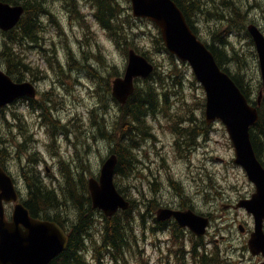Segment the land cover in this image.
Returning a JSON list of instances; mask_svg holds the SVG:
<instances>
[{"label": "rangeland", "instance_id": "1", "mask_svg": "<svg viewBox=\"0 0 264 264\" xmlns=\"http://www.w3.org/2000/svg\"><path fill=\"white\" fill-rule=\"evenodd\" d=\"M114 1L123 18L116 36L96 23L95 1L41 0L43 10L38 16L35 42L12 38L9 49L30 68L22 79L34 85L37 96L32 100L18 99L0 113V140L12 145L1 149V155L8 158L11 171L31 173L30 176L39 172L46 188L59 190L65 186L66 177L78 183L80 175L86 183L90 178L97 179L114 146L106 135L113 131L111 126L118 115V106L107 96L105 83L113 97L110 86L116 77L123 75L128 50L144 53L156 71L151 81L138 82L137 88L144 89L154 81L156 93L167 99L158 111L144 119L149 134L141 137L139 144L138 140L134 141L136 172L115 175L114 179L124 197L133 204L132 221L127 219L137 240L122 248L120 259L115 251L114 255L105 251L102 214L93 210L91 239L82 252L84 261L87 264H203L200 247L190 231L168 222L164 228L159 227L156 211L166 207L209 215L210 226L201 245L210 258L208 264H257L247 249L253 230L252 216L237 208L240 200L253 193L254 186L243 169L234 164V149L225 127L219 121L214 122L194 139V146L187 154H179L178 146L183 148L187 138L168 127L174 117L184 116L182 108L193 109L187 112L192 119L202 117L205 121L204 90L187 63L173 60L160 50L156 42L157 27L149 20L134 18L130 0ZM200 1L204 10L197 12L192 21L201 41L210 44V31L220 28L227 35L230 53L237 51L249 56L251 50L255 51L237 23L242 24L239 20L244 16V28L253 24L264 32V0ZM225 1L236 6L239 17ZM214 6L217 8L213 9ZM218 11L225 13L224 17H232V23L220 24ZM6 38L0 31V67L7 73L8 59L3 46ZM242 62L247 75L251 76L254 69L260 80L257 54L256 59L245 57ZM174 75L182 84L177 83ZM201 98L203 114L195 106ZM104 116L107 122L101 123L103 130H99L95 123ZM229 204L233 208L224 207ZM239 226L244 228L243 233ZM126 235L132 243L131 233L127 231ZM193 244L199 254L197 261L189 252Z\"/></svg>", "mask_w": 264, "mask_h": 264}, {"label": "water", "instance_id": "2", "mask_svg": "<svg viewBox=\"0 0 264 264\" xmlns=\"http://www.w3.org/2000/svg\"><path fill=\"white\" fill-rule=\"evenodd\" d=\"M132 15L153 22L160 31L167 51L192 69L196 81L205 93L204 118L209 126L220 121L234 149V164L245 172L255 187L250 199L242 200L237 208H244L253 217L254 229L247 246L251 255L264 258V167L256 157L250 139V129L258 121V107L264 91V34L253 24L247 26L258 58L261 86L257 105H251L227 73L222 71L207 46L191 30L183 12L172 0H130ZM23 7L0 2V30L8 32L19 22ZM154 66L144 56L130 50L121 77L111 83V94L124 105L135 91L134 81L146 79ZM36 88L30 82H14L0 68V108L18 98L34 99ZM117 157L111 154L101 165L98 178H90L87 188L92 209L110 218L119 210L126 211L130 203L118 192L114 184ZM2 200L17 201L10 179L0 176V264H50L68 245V237L54 222L32 219L22 206H15L12 222L4 219ZM174 219L180 227L188 228L196 236H203L208 218L191 210L160 208L156 220ZM21 225L24 227L22 229ZM243 232V228L239 227ZM264 264V261L261 263Z\"/></svg>", "mask_w": 264, "mask_h": 264}, {"label": "trees", "instance_id": "3", "mask_svg": "<svg viewBox=\"0 0 264 264\" xmlns=\"http://www.w3.org/2000/svg\"><path fill=\"white\" fill-rule=\"evenodd\" d=\"M10 5H19L23 7V15L19 20L17 26L9 32L3 33L7 35L6 41L4 42V52L8 59V70L7 75L16 82H23L25 76L30 72L28 65L11 49H9V43L12 41L14 36L19 37L22 41L31 40L35 42V32L38 27V16L43 10L41 0H0ZM95 1L96 10L94 11V17L96 23L103 30L109 32L112 36L119 34V24H122V16L118 13L119 8L114 0H88ZM183 12L185 19L190 26L194 34L199 38L195 26L193 25L192 17L195 14L204 10L203 3L200 0H172ZM213 3V1H210ZM224 4L233 9L235 14L239 17L240 14L237 12V8L230 1H225ZM232 6V8L230 6ZM214 6L213 9H216ZM206 10H210L207 9ZM229 10V9H227ZM219 23L229 24L232 23V17H224L225 13L218 11ZM124 21V20H123ZM241 23L238 24V29L243 30L244 36L248 39L250 45L253 42L244 28L245 17L241 16ZM127 22V21H125ZM246 25V24H245ZM155 26V25H154ZM19 28V29H18ZM16 33L13 31L17 30ZM261 31V29H260ZM263 34L264 32L261 31ZM13 33V34H12ZM227 35L220 30V28L213 29L210 31L211 43L202 41L208 49L212 52L216 63L222 71L227 73L229 77L234 81L236 86L244 94L250 104L257 105V98L260 90L262 89L261 81L257 77L256 70L253 69L252 75H247V70L243 69L242 60L253 57L256 59L255 51L251 50L249 56L247 53L239 54L234 51L230 53L227 50ZM200 39V38H199ZM156 42L160 46V50L169 54L171 59H175L163 45L160 34L156 38ZM216 43V44H215ZM146 57V54L141 53ZM147 58V57H146ZM233 65V66H230ZM233 67V70L229 68ZM89 68V67H88ZM154 72L147 79H137L135 82V91L133 95L129 97L124 105H120L113 97H110V90L108 83H105V91L107 96L112 102H115L118 106V115L113 121L111 131L106 135L110 144L114 146L111 148L110 154H115L117 157V165L115 168V175H126L127 173H135L137 169V145L134 141L139 144L141 137L149 134L148 128L145 126L144 119L148 115L154 114V112L161 107L162 103L166 101V96H160L155 91V82H150L144 89L137 88L138 82H149L152 80ZM14 78H13V77ZM175 80L178 84H182L181 79L174 75ZM254 77V78H253ZM108 86V87H107ZM45 100V98H44ZM197 107L201 109L203 114L204 99L201 98L197 103ZM42 105V104H41ZM186 106V105H185ZM40 108H42L40 106ZM193 109L189 110L182 108V117H174L173 123L168 127L172 132L182 135L187 140L183 144V148L178 146L179 154H187L192 146H194V139L203 130H208L210 126H207L204 119L201 117L198 120L192 119L191 113ZM258 121L255 126L250 129V139L256 157L264 166V91L260 98V105L258 107ZM188 119V120H186ZM193 122V124L191 123ZM106 117H99V121L95 124L99 130H103L101 123H106ZM186 123V124H185ZM183 126H182V125ZM199 130V131H198ZM107 131V129H106ZM197 131V132H196ZM199 132V133H198ZM191 137V138H190ZM66 168V166H65ZM67 171V169H66ZM68 172V171H67ZM81 181L78 183L75 179L66 177L64 187H60L59 190L46 188L42 182L36 178L29 179V191L30 199L28 200V208L30 211L35 213H45L46 220L57 223L61 226L68 235V245L66 250L54 259L50 264H87L83 259L82 252L85 250L87 241H90L91 235L89 230L92 224V213L91 201L87 183L82 180L81 175L79 176ZM115 186L118 192L122 194V190ZM156 193V191H154ZM131 202V201H130ZM131 207L126 211H118L115 215L108 218L102 214L103 218V231H102V246L105 251L108 250L111 254H119V259L122 258L120 252L123 247L135 244L137 238L133 235L132 226L129 223V218L132 221ZM97 211V210H95ZM99 212V211H98ZM101 214V213H100ZM126 221V223H124ZM67 224V225H66ZM68 226V227H66ZM130 232L132 236V243L129 242L126 232ZM136 246V245H134ZM124 249V248H123ZM97 249H95V258L99 261V257L96 255ZM100 253V252H98ZM196 245L193 244L192 256L196 257ZM196 259V258H194Z\"/></svg>", "mask_w": 264, "mask_h": 264}, {"label": "flooded vegetation", "instance_id": "4", "mask_svg": "<svg viewBox=\"0 0 264 264\" xmlns=\"http://www.w3.org/2000/svg\"><path fill=\"white\" fill-rule=\"evenodd\" d=\"M59 1H61V0H59ZM9 106H6L3 109H0V113H4L5 110L7 108H9ZM4 142H5V140H0V176H1V174H4L5 176H7L10 179V181L14 187V190L16 192V195H17V201H15V202H7L6 200H2V207L4 210L5 221L12 222L13 212H14L15 206H17V205H20L24 209H26L28 216L30 218L37 219V220H46V217H45L46 214L45 213H41V212L35 213V212L30 211V209L28 208V200L30 199V191H29V185H28L29 179L36 178L40 182H42L40 179L41 178L40 173L36 172L33 176H30L31 173H22L21 171L20 172L11 171L10 168L8 167V158H4L1 155V152H2V150L8 149V147H12V145H9V144L4 143ZM253 193H254V191H253ZM251 195L245 197V199H249L251 197ZM224 207L225 208H233V205L229 204V205H225ZM178 210H184V208H180ZM208 218L210 219L209 216H208ZM168 223L175 224V227L178 228V226L174 222V220H169ZM168 223H165V224L160 223L159 227L164 228V226H166ZM21 227H22V229H24V227L22 225H21ZM239 227H241V226H239ZM196 241H197V243H196L197 246H199L201 249V250L199 249V251L202 252L201 253L202 254L201 260H202L203 264H208V262L210 260V258L208 257V253H206L201 248L202 247L201 245H203L202 237L196 238ZM215 243L217 244V241H215ZM212 254L213 253H211V255ZM253 257H255V259L257 260V264H261L263 262V258L261 255H256Z\"/></svg>", "mask_w": 264, "mask_h": 264}]
</instances>
